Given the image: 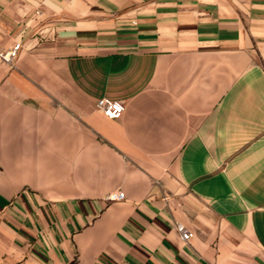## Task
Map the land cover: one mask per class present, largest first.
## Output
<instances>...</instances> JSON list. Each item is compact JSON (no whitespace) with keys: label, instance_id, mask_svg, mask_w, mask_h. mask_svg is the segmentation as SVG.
<instances>
[{"label":"crops","instance_id":"1","mask_svg":"<svg viewBox=\"0 0 264 264\" xmlns=\"http://www.w3.org/2000/svg\"><path fill=\"white\" fill-rule=\"evenodd\" d=\"M17 42L0 264H264V0H0Z\"/></svg>","mask_w":264,"mask_h":264},{"label":"built area","instance_id":"2","mask_svg":"<svg viewBox=\"0 0 264 264\" xmlns=\"http://www.w3.org/2000/svg\"><path fill=\"white\" fill-rule=\"evenodd\" d=\"M21 44L19 42L14 43L13 46L6 52H0V60L12 65V62L17 58L19 51L21 50ZM96 109L111 119L119 118L123 111L124 105L119 101H114L109 98L102 97L96 102ZM124 199V193L122 191H112L105 195V202H117ZM176 230L180 234L181 239L184 242L192 237V233L187 231L182 225L177 224Z\"/></svg>","mask_w":264,"mask_h":264}]
</instances>
